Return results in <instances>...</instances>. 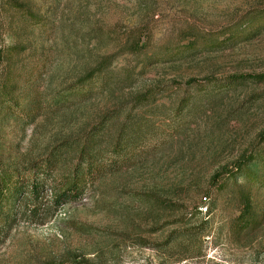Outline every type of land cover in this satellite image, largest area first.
I'll use <instances>...</instances> for the list:
<instances>
[{"label":"rangeland","instance_id":"rangeland-1","mask_svg":"<svg viewBox=\"0 0 264 264\" xmlns=\"http://www.w3.org/2000/svg\"><path fill=\"white\" fill-rule=\"evenodd\" d=\"M260 73L264 0H0V178L58 160L4 206L0 264H264V78L241 77ZM136 112L154 125L106 149ZM74 143L121 167L55 208Z\"/></svg>","mask_w":264,"mask_h":264},{"label":"trees","instance_id":"trees-1","mask_svg":"<svg viewBox=\"0 0 264 264\" xmlns=\"http://www.w3.org/2000/svg\"><path fill=\"white\" fill-rule=\"evenodd\" d=\"M219 43L223 42H214L212 48L218 47L220 45ZM173 57L175 56L173 55ZM165 59L166 61L169 60V58ZM95 71V69L91 70L86 76L93 75ZM246 76L259 80L264 78V73L254 75L248 74L241 77ZM133 101L135 107L137 105L141 106L142 103L147 102L146 94L141 93L135 96ZM140 109H142V111L144 110L143 108ZM117 123L118 124L116 127H111L116 128L117 132L116 134L114 133L115 135L110 137L109 140H107L108 147L106 148L109 150L112 149V151L117 154H119V148L123 150L124 148L131 147V134H129L131 133V129L134 128L135 131L141 133L143 128H151L154 125L153 120L146 117L144 114H142V112H136L133 117L125 115L120 121H117ZM71 147L75 151L79 149V151H76V153L80 162L73 166L75 167V171H73L71 174V178L68 176L67 178H64V181H62L60 185L57 184L56 186H49L52 202L55 208H58L67 202L78 199L84 194L85 190L88 188V185L92 184L98 178V176L106 172L117 170L119 167H121V164H112L117 162L115 158H112L109 162L102 161L101 156L103 155V152L99 149H92L86 145H83V147H78V143L72 144ZM244 161H246V159H241L235 163L233 167L230 168V170L228 168H224V170H226L229 175L233 173V170L238 173L240 172ZM82 162L84 163V167H80ZM42 164H44L47 168L54 167L55 165H58V160L56 157L53 160L47 157L44 160V163L42 162L40 164L37 172L33 170V179L31 183L26 182V186L24 184H20L19 182L18 184L14 183L9 185L6 176L0 178V215L1 213L4 214L8 212L7 210L3 209L4 206L9 203L8 210H15L16 203L23 197V194H25V189L27 190V188L33 197L36 199L40 197L41 193L44 191L47 178H49L52 174V170L50 169L44 170L45 175H47L46 177H44L45 175L39 173ZM240 198L242 202V209L236 219L235 224L238 229H244L248 226L254 225L255 220L250 213V200L248 194L241 192Z\"/></svg>","mask_w":264,"mask_h":264},{"label":"built area","instance_id":"built-area-1","mask_svg":"<svg viewBox=\"0 0 264 264\" xmlns=\"http://www.w3.org/2000/svg\"><path fill=\"white\" fill-rule=\"evenodd\" d=\"M202 199L205 201L207 199V197L206 196H203ZM203 209L206 210V207H204Z\"/></svg>","mask_w":264,"mask_h":264}]
</instances>
